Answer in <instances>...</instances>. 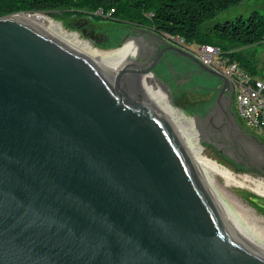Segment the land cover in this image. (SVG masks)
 <instances>
[{"label":"water","instance_id":"water-1","mask_svg":"<svg viewBox=\"0 0 264 264\" xmlns=\"http://www.w3.org/2000/svg\"><path fill=\"white\" fill-rule=\"evenodd\" d=\"M18 14L0 17V264H264V200L192 162L140 87L164 53L221 82L214 112L231 81L167 35L120 71Z\"/></svg>","mask_w":264,"mask_h":264},{"label":"rangeland","instance_id":"rangeland-1","mask_svg":"<svg viewBox=\"0 0 264 264\" xmlns=\"http://www.w3.org/2000/svg\"><path fill=\"white\" fill-rule=\"evenodd\" d=\"M255 10L264 14V0H245L239 6L218 14L212 23L225 22L239 15L247 17ZM22 13L26 15L20 16L27 20L40 18L46 21V23L58 24L71 37L78 38L81 40L80 43L87 45L88 48H96L102 52L117 50L118 54L112 60L125 59L150 62L151 58L149 57H151V54L149 55L148 51H151L150 48L152 44L149 38L154 32L147 29L140 30L137 29V27H130V25L127 24L112 22L107 18V15H103L104 13L101 10L93 12L84 8H68L47 11L46 13ZM97 16L100 18H97ZM91 33H93L97 39H93ZM147 44L150 46L148 47ZM193 46L198 48L197 44ZM249 51L253 53L257 61L258 78L264 81V42L263 44H257L251 47ZM176 61L172 63H176ZM166 65L168 66L167 61H161L159 67L154 70L161 83L155 80L157 79L155 76V79L149 75L141 78V90L155 99V110L160 112L163 116L172 117L173 119L181 118V116L184 115L189 119L196 120L194 125L195 132L192 133L190 141H186L187 146L195 150L198 154L229 169L238 177L244 178L245 175H249L250 180L248 186L240 187L238 185H233L264 200V197L255 192L252 188L256 187L258 184H264V175L248 171L245 165L236 163L232 159H228L221 155L216 147L204 141L203 134L197 128V122H199L201 117L208 115L210 108L218 96L221 82L204 72L196 64L189 65V72L184 73L182 76L172 75L167 71ZM176 66L178 69L184 67L182 62L178 63V61ZM194 71L196 72L193 73ZM163 84H166L167 88ZM166 105H169L172 110L166 109ZM238 123L251 135H254L253 132L249 130L250 128L245 121L239 118ZM178 126H174L177 131L178 129H184V132L187 133V124L181 122V124L178 123ZM255 132L257 137H259V139L261 138L260 140H264V136L261 132ZM200 133L202 134V140ZM254 152L257 156H264V152L260 148H254ZM216 177L225 181V179L220 176Z\"/></svg>","mask_w":264,"mask_h":264},{"label":"trees","instance_id":"trees-1","mask_svg":"<svg viewBox=\"0 0 264 264\" xmlns=\"http://www.w3.org/2000/svg\"><path fill=\"white\" fill-rule=\"evenodd\" d=\"M245 0H0V17L19 12H47L84 8L102 11L117 24L181 38L187 44L219 47L238 61L251 77H258L257 61L249 49L264 42V14L252 11L225 22L218 14ZM97 18H100L97 16ZM106 18V17H105Z\"/></svg>","mask_w":264,"mask_h":264},{"label":"flooded vegetation","instance_id":"flooded-vegetation-1","mask_svg":"<svg viewBox=\"0 0 264 264\" xmlns=\"http://www.w3.org/2000/svg\"><path fill=\"white\" fill-rule=\"evenodd\" d=\"M91 34L90 35L93 39H97L93 33ZM156 34L152 33L151 37L149 38L152 44L150 48L151 51H148V54L149 55L151 54V57H149L151 58L150 62L155 59L156 55L162 49L163 46H161V42L164 41L163 37L167 35V34H159V37H158V35ZM167 36L171 37L172 40H175L174 37L170 35H167ZM167 58H170L172 62H175L176 60L178 61V63L182 62V65L184 67L178 69L176 66L177 61L176 63H172L168 60H165ZM161 61H167L168 62V66L166 65L167 71L170 72L172 75H176V76H182L184 73H188L189 65L195 64L191 60L181 55H178L176 53H164L160 59V63ZM160 63L158 64L156 68L159 67ZM195 72L196 71H194L193 73ZM219 96H220V90L218 92V96L216 97L212 107L209 110L208 115L201 117L199 119V123L197 122L199 124V127L202 130L204 141L206 143L211 144L213 147H216L217 151H219V153L225 156L226 158L232 159L236 163L245 165L248 171L264 175V156L260 157L256 155V153L254 152V148H257V146H255V144L249 141L247 138L231 137L229 135L228 128H226L228 119L225 115V112H228L231 115L235 116L237 121L239 120L236 114L235 89L228 90L226 94V98L224 99V102L222 103V105L224 106V109L218 108L214 112V107L218 101ZM166 109L172 110L169 105H166Z\"/></svg>","mask_w":264,"mask_h":264},{"label":"bare ground","instance_id":"bare-ground-1","mask_svg":"<svg viewBox=\"0 0 264 264\" xmlns=\"http://www.w3.org/2000/svg\"><path fill=\"white\" fill-rule=\"evenodd\" d=\"M20 15H26V14L24 13L18 14L15 16V18L25 23H28L30 25H33L34 27L44 32L45 34L51 36L52 38L56 39L57 41H59L60 43L68 47L69 49L89 57L94 63L111 62L121 71L127 64L136 62L133 60H125V59L112 60L118 54L117 50L102 52L96 48H88L87 45L80 43L81 40H79L78 38L71 37L66 31L63 30L62 27H60L56 23L55 24L46 23V21H43L40 18H33L32 20H27ZM149 76L155 79L153 74H149ZM155 80L159 81L158 79H155ZM159 82L161 83V81ZM164 86L166 87V85ZM144 95H145V100L154 107L155 99L149 96L147 93H144ZM157 113H159L164 119H166L172 125L173 128L174 126H178V123L181 124V122L188 125L187 133L184 132V129L183 130L178 129L177 131V129L174 128V130L180 142L184 145L185 150L192 162L201 166L202 168L212 173L213 175L224 178L226 182L232 185L234 184L240 187L248 186V182L250 180L249 175H245L244 178L238 177L237 175L233 174L229 169L225 168L224 166L218 164L217 162L203 155L198 154L195 150L187 146L186 141L188 140L190 141L192 133L195 132L194 125H195L196 120L189 119L188 117L184 115H182L181 118L173 119L172 117L163 116L160 112H157ZM201 140H202V134H201ZM252 188L255 192H257L258 194L264 197V184L261 183V184H258L256 187H252Z\"/></svg>","mask_w":264,"mask_h":264},{"label":"built area","instance_id":"built-area-1","mask_svg":"<svg viewBox=\"0 0 264 264\" xmlns=\"http://www.w3.org/2000/svg\"><path fill=\"white\" fill-rule=\"evenodd\" d=\"M178 45L192 52L205 65L222 73L235 89L236 114L247 126L259 131L264 136V81L251 77L238 61L232 60L222 53L219 47L187 44L181 38H175Z\"/></svg>","mask_w":264,"mask_h":264},{"label":"crops","instance_id":"crops-1","mask_svg":"<svg viewBox=\"0 0 264 264\" xmlns=\"http://www.w3.org/2000/svg\"><path fill=\"white\" fill-rule=\"evenodd\" d=\"M247 128H248V127H247ZM249 130L253 132V134H254L253 136L257 137V134H256L255 131H253V129L251 130V128H250ZM257 138L259 139V137H257ZM260 139H261V138H260ZM260 139H259V140H260ZM260 141H262V142L264 143V140H263V139L260 140ZM262 151H263V150H262ZM263 152H264V151H263ZM263 152H262V153H263Z\"/></svg>","mask_w":264,"mask_h":264}]
</instances>
